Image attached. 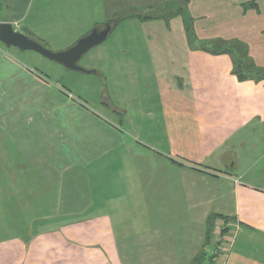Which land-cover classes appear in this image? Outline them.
<instances>
[{"label": "crops", "instance_id": "obj_1", "mask_svg": "<svg viewBox=\"0 0 264 264\" xmlns=\"http://www.w3.org/2000/svg\"><path fill=\"white\" fill-rule=\"evenodd\" d=\"M11 1L14 15L0 22L52 39L47 14L23 24L27 0ZM96 7L101 25L133 10L121 20L138 22L144 43L103 53L129 70L109 116L0 42V264H193L213 215L230 234L220 264H264V77L240 79L237 50L191 46L185 24L199 42L241 43L264 71V0ZM20 211L39 216L22 223Z\"/></svg>", "mask_w": 264, "mask_h": 264}, {"label": "rangeland", "instance_id": "obj_2", "mask_svg": "<svg viewBox=\"0 0 264 264\" xmlns=\"http://www.w3.org/2000/svg\"><path fill=\"white\" fill-rule=\"evenodd\" d=\"M70 2L75 3L76 10L68 11L66 13L68 10L66 6ZM98 2H100V0H27L29 5L26 11L27 18H25L22 23L24 24L32 18L42 20L45 17L44 14H47L46 20L43 22V25H41V28H44V32H46V29L49 27V33H52L50 34L52 35V39L46 41H41L39 39L34 40L51 51L64 50L73 45L80 37L86 34V32L92 30L96 26L95 22H98V25L101 26L103 21L102 18H100L98 13L99 10L96 7V3ZM11 5V0H0V20H8L12 18L14 13L11 12ZM85 6H87V8ZM132 11L133 10L131 9H122L119 13L128 14ZM50 18H52V25H48ZM114 27L115 28L111 30L110 34L103 42L88 50L78 61L79 66L85 70H94L95 74H85L83 72L66 69L59 63L49 60L36 52H29V50L24 52L27 53L26 55H30L28 59H24V62L34 66V68L39 70V72L46 74L49 78H51V80L59 85H68L67 87L72 86L76 96L85 100L91 109L109 116L108 114L110 113L108 109L109 107L112 108L110 104L116 103L112 92L113 84H121L122 86L128 88L130 84L128 81L129 70H124L125 66L123 63L126 62L121 58L119 59L120 61L114 59L111 61L112 57L115 58L116 55L106 56L103 55V53H107L109 51H114L116 53L119 50H128L131 47H137L140 49L141 47H144L142 37H140L142 32L138 22H127V20L122 19L119 24ZM106 59H109L112 62L109 67H112V65L114 67L121 64L123 65L120 68H117L116 71H113L112 68L107 67L108 62ZM85 66L91 67L87 68ZM117 88L120 87L117 85ZM104 97H109V102L105 101ZM125 100L126 101L123 106L128 107L129 103L127 99ZM102 102H105V104L102 105ZM133 105L134 104L132 103V106ZM132 122L133 125H136V127L140 125L139 121L135 120L134 117H132ZM124 124L128 125V115L125 116L123 125ZM20 212L24 218L22 221L20 220L22 223L32 220V216H39L37 211H32V216L29 214L31 211ZM128 212H139L141 213V216L142 212L145 213V211ZM15 213L16 211H12V218ZM124 215L125 213H123V216ZM1 218L2 217H0V220ZM54 223H56V221L48 222L46 226L49 227ZM220 223H223V219H221ZM219 225H213V233L211 235L210 243L205 245L203 251L209 257L218 258V260H220V264V257L222 258L227 251V245L230 239L228 236L230 237V234H227L228 230H226V226L223 230L218 229ZM217 245L220 247H217ZM213 249H216L217 252L212 256L210 255V252H212Z\"/></svg>", "mask_w": 264, "mask_h": 264}, {"label": "water", "instance_id": "obj_3", "mask_svg": "<svg viewBox=\"0 0 264 264\" xmlns=\"http://www.w3.org/2000/svg\"><path fill=\"white\" fill-rule=\"evenodd\" d=\"M115 21V19H111L101 26L94 27L80 37L73 45L60 51H51L36 40L14 30L11 23L0 22V42L5 47L12 46L22 51H34L49 60L61 64L66 69L88 74L95 73L94 70L83 69L78 65V61L88 50L97 46L108 37Z\"/></svg>", "mask_w": 264, "mask_h": 264}, {"label": "trees", "instance_id": "obj_4", "mask_svg": "<svg viewBox=\"0 0 264 264\" xmlns=\"http://www.w3.org/2000/svg\"><path fill=\"white\" fill-rule=\"evenodd\" d=\"M124 17L123 13L117 14L115 18V22H118L121 20V18ZM186 32L188 35V40L191 46L197 45L202 48L208 49L212 52H229V53H239L238 55L234 56L237 60L235 61V71L238 74L240 79H245L248 77L256 76L257 78L264 77V71L256 68L251 60L246 56V48L241 43L234 42L232 44H228L223 41H212L211 43H202L196 40V37L193 33V30L191 28L190 20L189 18H186ZM214 216V215H213ZM209 217V226H208V237L206 240V244L210 243L211 235L213 233V220L216 219V216ZM222 219V218H221ZM225 219V218H223ZM204 251L201 253V255L196 258L195 262L193 264H201L204 257H205Z\"/></svg>", "mask_w": 264, "mask_h": 264}, {"label": "built area", "instance_id": "obj_5", "mask_svg": "<svg viewBox=\"0 0 264 264\" xmlns=\"http://www.w3.org/2000/svg\"><path fill=\"white\" fill-rule=\"evenodd\" d=\"M224 223V222H223ZM220 223V225L218 226V229H220V230H223L224 228H225V226H226V224L224 223ZM218 235V234H217ZM216 238H217V236H216ZM215 238V239H216ZM217 244V243H216ZM217 247H220L219 245H217ZM217 251H216V249H213V251L212 252H210V255H214L215 253H216Z\"/></svg>", "mask_w": 264, "mask_h": 264}]
</instances>
